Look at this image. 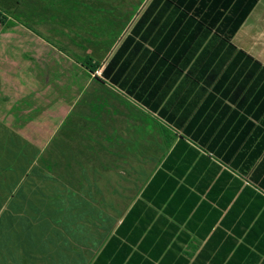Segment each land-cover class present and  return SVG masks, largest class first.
<instances>
[{"label": "crops", "instance_id": "crops-1", "mask_svg": "<svg viewBox=\"0 0 264 264\" xmlns=\"http://www.w3.org/2000/svg\"><path fill=\"white\" fill-rule=\"evenodd\" d=\"M150 2L0 12V264H264V71L150 60ZM230 42L264 68V0Z\"/></svg>", "mask_w": 264, "mask_h": 264}, {"label": "trees", "instance_id": "trees-1", "mask_svg": "<svg viewBox=\"0 0 264 264\" xmlns=\"http://www.w3.org/2000/svg\"><path fill=\"white\" fill-rule=\"evenodd\" d=\"M258 0H151L130 31L125 44L130 45L139 35L153 46L149 59L162 65L182 59L178 75L185 62L194 57L195 70L213 75L208 66L220 68L235 51L231 63L251 62L258 66V76L264 71L260 64L242 51H236L230 42L232 34L245 20ZM155 31V33H154ZM134 48L136 51V46ZM188 50V53L186 52Z\"/></svg>", "mask_w": 264, "mask_h": 264}, {"label": "rangeland", "instance_id": "rangeland-1", "mask_svg": "<svg viewBox=\"0 0 264 264\" xmlns=\"http://www.w3.org/2000/svg\"><path fill=\"white\" fill-rule=\"evenodd\" d=\"M14 2H15V0H0V12H4V10L6 11V9H9L10 5L13 4ZM122 25H121V27H122ZM121 27L119 26V30L118 31L121 30ZM115 33L116 32H114L113 35H115Z\"/></svg>", "mask_w": 264, "mask_h": 264}]
</instances>
